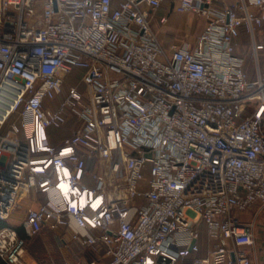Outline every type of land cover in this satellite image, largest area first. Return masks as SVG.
Wrapping results in <instances>:
<instances>
[{"label":"built area","instance_id":"built-area-1","mask_svg":"<svg viewBox=\"0 0 264 264\" xmlns=\"http://www.w3.org/2000/svg\"><path fill=\"white\" fill-rule=\"evenodd\" d=\"M173 1L207 21L193 48L162 45L152 20L164 0H0V220L42 193L23 229H71L111 258L81 264L183 263L203 227L210 257L192 264H253L241 215L264 207V74L250 79L237 40L245 28L264 56V0ZM76 68L85 90L67 86ZM70 122L53 145L50 130ZM108 178L130 197L111 199ZM26 245L0 230L5 264H29Z\"/></svg>","mask_w":264,"mask_h":264},{"label":"crops","instance_id":"crops-1","mask_svg":"<svg viewBox=\"0 0 264 264\" xmlns=\"http://www.w3.org/2000/svg\"><path fill=\"white\" fill-rule=\"evenodd\" d=\"M239 2L241 0H218L216 5L220 8H233ZM164 16L169 18L166 24L161 23V18ZM152 26L162 45L171 52L175 46L193 48L199 36L205 32L207 21L196 13L183 10L178 2L164 0L161 8L154 15ZM254 34L257 42H264V25L255 26ZM253 39V35L243 28L237 40V55L246 60V70L251 80L257 78L258 70L264 74V56H260L259 61L254 58L255 47ZM73 129V122H70L69 125L62 129H51V143L55 146H61L65 137L73 133ZM90 167L98 173L101 172L97 160L91 162ZM84 183L89 188H95L97 185L91 175L85 176ZM47 200L48 198L45 194L39 193L37 203L33 202L30 196L23 199L22 208L26 213L28 208L37 207L40 203L47 202ZM25 218L26 214H23V216L11 218L13 221L4 222L7 225L16 227L20 235L26 239L27 245L24 260L29 264H62L64 261H68L70 264H81L91 260L109 262L111 259L106 255L99 256L89 246H82L80 242L73 238L72 230L64 227L56 229L46 227L39 235L29 237L22 227ZM241 220L252 224L254 228L256 243L254 246L247 248V251L252 256L253 264H264V207L256 206L253 210L241 215ZM212 243L206 228L203 227L200 252L189 256L183 263L179 264H192L196 258L208 259Z\"/></svg>","mask_w":264,"mask_h":264},{"label":"rangeland","instance_id":"rangeland-1","mask_svg":"<svg viewBox=\"0 0 264 264\" xmlns=\"http://www.w3.org/2000/svg\"><path fill=\"white\" fill-rule=\"evenodd\" d=\"M84 75V69L81 68H76L74 69L68 76H67V86L69 85H76L78 86L81 90H85L86 86L83 83L82 77ZM70 124V123H69ZM22 202L23 200H20L19 202V207H17V210L15 211V213L10 217L9 220H12L11 218H13L14 216H23V214H27V210L25 213V210L22 208ZM24 211V212H23ZM247 212H245L244 214H246ZM242 214V215H244ZM8 220V221H9ZM6 221V222H8ZM13 221V220H12ZM12 226V225H9ZM3 260L0 258V264H2ZM4 263V262H3ZM5 264V263H4Z\"/></svg>","mask_w":264,"mask_h":264},{"label":"bare ground","instance_id":"bare-ground-1","mask_svg":"<svg viewBox=\"0 0 264 264\" xmlns=\"http://www.w3.org/2000/svg\"><path fill=\"white\" fill-rule=\"evenodd\" d=\"M66 189L67 187H65V190ZM22 192L26 195L28 193L27 188H25ZM107 193L111 199H127L130 197L128 190L120 187L119 182H113L110 178L107 179Z\"/></svg>","mask_w":264,"mask_h":264},{"label":"trees","instance_id":"trees-1","mask_svg":"<svg viewBox=\"0 0 264 264\" xmlns=\"http://www.w3.org/2000/svg\"><path fill=\"white\" fill-rule=\"evenodd\" d=\"M6 227H9V225H7L6 222H4V221L0 222V230L4 229ZM2 264H4V263L2 262Z\"/></svg>","mask_w":264,"mask_h":264}]
</instances>
